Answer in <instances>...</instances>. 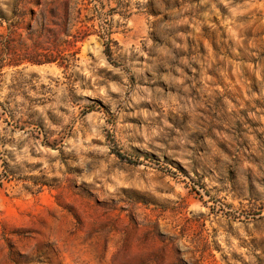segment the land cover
<instances>
[{"label": "rangeland", "instance_id": "374dc122", "mask_svg": "<svg viewBox=\"0 0 264 264\" xmlns=\"http://www.w3.org/2000/svg\"><path fill=\"white\" fill-rule=\"evenodd\" d=\"M0 264H264V0H0Z\"/></svg>", "mask_w": 264, "mask_h": 264}]
</instances>
